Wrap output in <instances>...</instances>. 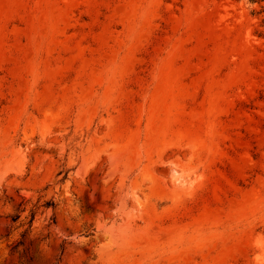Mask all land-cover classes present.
<instances>
[{"label": "rangeland", "instance_id": "374dc122", "mask_svg": "<svg viewBox=\"0 0 264 264\" xmlns=\"http://www.w3.org/2000/svg\"><path fill=\"white\" fill-rule=\"evenodd\" d=\"M0 264H264V0H0Z\"/></svg>", "mask_w": 264, "mask_h": 264}, {"label": "trees", "instance_id": "16d2710c", "mask_svg": "<svg viewBox=\"0 0 264 264\" xmlns=\"http://www.w3.org/2000/svg\"><path fill=\"white\" fill-rule=\"evenodd\" d=\"M47 204H48V205H53V203H52V202H48Z\"/></svg>", "mask_w": 264, "mask_h": 264}]
</instances>
